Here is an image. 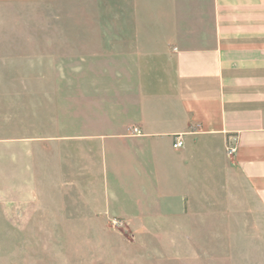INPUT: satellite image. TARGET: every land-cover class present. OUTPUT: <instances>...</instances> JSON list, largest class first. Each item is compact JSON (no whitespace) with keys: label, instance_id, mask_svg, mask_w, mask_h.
<instances>
[{"label":"rangeland","instance_id":"374dc122","mask_svg":"<svg viewBox=\"0 0 264 264\" xmlns=\"http://www.w3.org/2000/svg\"><path fill=\"white\" fill-rule=\"evenodd\" d=\"M113 2L0 0V264H264V208L221 150L200 142L195 182L156 188L152 144L101 143L173 93V61L127 75L85 54L83 34L111 31L77 27Z\"/></svg>","mask_w":264,"mask_h":264},{"label":"crops","instance_id":"0c3cea01","mask_svg":"<svg viewBox=\"0 0 264 264\" xmlns=\"http://www.w3.org/2000/svg\"><path fill=\"white\" fill-rule=\"evenodd\" d=\"M111 7V23L77 27L111 31L83 34L85 54L126 62L127 75L135 73L132 61H173V93L144 98L134 126L141 134H100L101 143L118 138L140 156L152 144L158 157L148 176L156 188L195 182V170L205 171L200 142L212 144L264 208V0H114ZM177 136L182 148L172 146Z\"/></svg>","mask_w":264,"mask_h":264},{"label":"built area","instance_id":"2783aa9c","mask_svg":"<svg viewBox=\"0 0 264 264\" xmlns=\"http://www.w3.org/2000/svg\"><path fill=\"white\" fill-rule=\"evenodd\" d=\"M133 134H141L140 130L137 128V127H134L131 129ZM174 148H182L184 145H183V140H182V137L181 136H177L175 138V141L173 142V145H172ZM237 147L236 145L234 144L233 146H229L228 147V154H234L235 151H236Z\"/></svg>","mask_w":264,"mask_h":264}]
</instances>
